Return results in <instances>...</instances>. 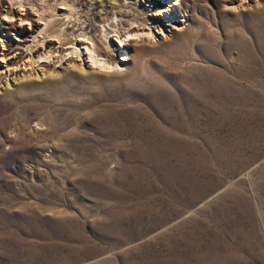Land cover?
Segmentation results:
<instances>
[{
	"label": "rangeland",
	"instance_id": "374dc122",
	"mask_svg": "<svg viewBox=\"0 0 264 264\" xmlns=\"http://www.w3.org/2000/svg\"><path fill=\"white\" fill-rule=\"evenodd\" d=\"M263 36L264 0H0V264H264Z\"/></svg>",
	"mask_w": 264,
	"mask_h": 264
},
{
	"label": "bare ground",
	"instance_id": "6f19581e",
	"mask_svg": "<svg viewBox=\"0 0 264 264\" xmlns=\"http://www.w3.org/2000/svg\"><path fill=\"white\" fill-rule=\"evenodd\" d=\"M142 2L144 1V0H141ZM182 19H183V25H184V27H185V24L187 23V21H188V18L186 17V16H182ZM147 26H149V24L147 23V24H145L144 26H143V28H145V29H147ZM151 26V25H150ZM142 27V26H141ZM248 29V28H247ZM256 29H257V27H256ZM259 29V28H258ZM246 32V31H245ZM260 32V31H259ZM138 33V32H137ZM150 35H152V32H151V30H150ZM117 35H119L120 36V38H119V42H121V39L123 38V37H125L126 35H121V33H119V32H117ZM133 35V34H132ZM130 33H127V36H132ZM139 35V34H138ZM149 35V34H148ZM234 35H235V33H234ZM110 36V33H106L105 35H104V38H105V40L106 41H108V39L110 38L109 37ZM140 36V35H139ZM153 36V35H152ZM258 36V35H257ZM261 36V35H260ZM79 37V39H82V40H77L76 42L77 43H81L82 45H85V44H91V46H92V48H89L88 46H86V50L90 53V54H92L93 55V57H91L92 59H93V62H94V64H97V65H100L103 69L105 68V69H112V68H119V67H121L122 65L119 63V62H121V61H123V60H126L125 58H123V59H117L116 58V56L113 54V45H107L106 43H105V41H101V40H94V39H92V38H90V37H88L87 35H85V34H82V35H80V36H78ZM242 37V36H241ZM264 37V36H263ZM247 38V37H246ZM253 39V38H252ZM250 40V39H249ZM123 41V40H122ZM251 41V40H250ZM249 41V42H250ZM89 42V43H88ZM244 42V41H243ZM261 43V42H260ZM264 43V42H263ZM70 44H72V45H76L75 43H70V42H68V40L67 39H64L63 40V42H62V47L64 48V46H67V45H70ZM262 44V43H261ZM243 45V44H242ZM251 45V44H250ZM263 45V44H262ZM62 48V49H63ZM72 48V47H71ZM74 49V51H78V52H80L81 50H80V48H78V47H74L73 48ZM246 49V48H245ZM253 49V48H252ZM248 50V49H247ZM243 51H245V50H243ZM247 52V51H246ZM251 52V51H250ZM55 53H59V52H57V51H55V50H51V51H49L47 54L49 55V56H51V55H53V54H55ZM75 53H77V52H75ZM251 53H254V52H251ZM255 54H256V52H255ZM124 55V54H123ZM251 55V54H250ZM15 56H17L16 58L15 57H13V59H18L19 58V54H16ZM251 58V57H250ZM13 59H11V60H13ZM240 59V58H239ZM184 60V59H183ZM242 60V59H241ZM256 64V63H255ZM92 72L94 71V69L93 68H91L90 69ZM95 72V71H94ZM253 76V75H252ZM255 76V75H254ZM256 79V78H255ZM259 79V78H258ZM254 80V79H253ZM263 81V80H262ZM251 82H253V81H251ZM261 82V81H260ZM248 85H249V82H248ZM233 86V85H232ZM246 86V85H245ZM233 88H234V86H233ZM241 89V88H240ZM256 89V88H255ZM248 90H250V89H248ZM247 90V91H248ZM258 90V89H257ZM239 91V90H238ZM241 91V90H240ZM256 91V90H255ZM246 93V92H245ZM254 93H256V92H254ZM244 95H246V94H244ZM250 95V94H249ZM240 96V95H239ZM251 96V95H250ZM249 98H251V97H249ZM249 98H248V100H249ZM229 99V98H228ZM228 99H227V101H228ZM241 99V98H240ZM240 101V100H239ZM245 101H246V98H245ZM242 102V101H241ZM240 102V103H241ZM236 104V103H235ZM38 126H39V124H37ZM45 127V130L43 131V130H40V131H38L37 129L35 130V134L36 135H38V136H40V135H43V134H45V133H47L48 131H49V129H48V126H47V124L45 123V121H43V123L40 125V128H44ZM50 164H57V165H62V166H65L66 168L67 167H73L74 166V164H75V161H74V159L73 160H59V159H57V157L56 156H54V158L49 162Z\"/></svg>",
	"mask_w": 264,
	"mask_h": 264
}]
</instances>
